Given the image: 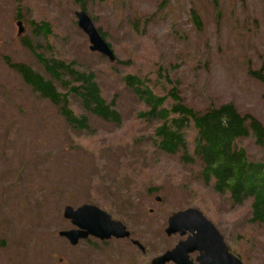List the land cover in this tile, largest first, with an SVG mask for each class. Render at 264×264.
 Instances as JSON below:
<instances>
[{
	"label": "rangeland",
	"instance_id": "obj_1",
	"mask_svg": "<svg viewBox=\"0 0 264 264\" xmlns=\"http://www.w3.org/2000/svg\"><path fill=\"white\" fill-rule=\"evenodd\" d=\"M85 7L115 61L89 50L75 15L80 3L0 0V264H151L177 240L164 231L167 217L187 206L199 208L245 264H264V231L248 222L249 203L231 205L203 184L199 162L184 164L179 153L158 150L152 131L158 123L140 115L148 106L123 79L139 76L166 96V106L176 86L196 112L232 102L264 124V82L248 73L264 71V0H86ZM17 19L25 28L20 36ZM42 20L53 34L33 41L36 51L93 71L119 123L86 113L72 99L74 114L88 116L89 128H69L57 106L9 66L5 57L48 78L20 41ZM185 133L192 147V127ZM236 142L251 160L264 159L251 132ZM82 203L123 222L145 251L131 238L70 245L59 237L58 230L72 227L63 207Z\"/></svg>",
	"mask_w": 264,
	"mask_h": 264
},
{
	"label": "trees",
	"instance_id": "obj_2",
	"mask_svg": "<svg viewBox=\"0 0 264 264\" xmlns=\"http://www.w3.org/2000/svg\"><path fill=\"white\" fill-rule=\"evenodd\" d=\"M74 1L86 8V0ZM194 22L200 26V18L196 14ZM52 34L51 24L42 20L32 23L31 34L20 39L21 44L41 64L48 78L26 63L10 62L9 57L5 60L35 92L57 106L59 115L65 118L69 128H89L88 116L74 114L72 99H77L86 113L119 123L120 114L102 96L93 71L75 69L72 62L47 57L36 51L33 41H45ZM248 73L264 82L263 69H248ZM123 79L126 87H130L148 106L140 115L158 123L152 130L155 147L168 154L179 153L184 164L199 162L197 175L203 184L217 194H225L231 205L240 206L248 202V222L264 231V159L251 160L245 148L236 142L251 132L255 144L264 147V124L250 113H240L232 102L196 112L183 103L176 86L169 90L167 96L172 100L170 106H166V96L155 95L139 76L128 74ZM189 126L194 131L192 147H189L185 135Z\"/></svg>",
	"mask_w": 264,
	"mask_h": 264
},
{
	"label": "water",
	"instance_id": "obj_3",
	"mask_svg": "<svg viewBox=\"0 0 264 264\" xmlns=\"http://www.w3.org/2000/svg\"><path fill=\"white\" fill-rule=\"evenodd\" d=\"M78 26L87 34L91 51H98L106 55L110 61L115 57L109 44L101 36L91 18L84 9L76 12ZM17 35H20L24 27L20 20L16 21ZM160 200L159 196H156ZM63 217L69 219L74 227L58 231L60 237H64L71 245H76L80 240L89 235L100 240L114 238H128L130 231L119 220L111 216L92 203H83L73 207L65 205L62 211ZM170 236L178 232L187 234L174 247L166 249L151 259V264H245L242 259L233 253L218 229L213 225L202 211L194 206L186 207L172 212L167 218V226L164 229ZM132 243L141 251H145L144 245L137 239ZM197 251V263L189 259L190 252Z\"/></svg>",
	"mask_w": 264,
	"mask_h": 264
},
{
	"label": "flooded vegetation",
	"instance_id": "obj_4",
	"mask_svg": "<svg viewBox=\"0 0 264 264\" xmlns=\"http://www.w3.org/2000/svg\"><path fill=\"white\" fill-rule=\"evenodd\" d=\"M174 235H176L177 240L172 246H174L181 238V236L179 234H174ZM197 254H198V252H196V251H193V252L189 253V259L192 260L194 263H197V260H196Z\"/></svg>",
	"mask_w": 264,
	"mask_h": 264
},
{
	"label": "bare ground",
	"instance_id": "obj_5",
	"mask_svg": "<svg viewBox=\"0 0 264 264\" xmlns=\"http://www.w3.org/2000/svg\"><path fill=\"white\" fill-rule=\"evenodd\" d=\"M111 50L113 51V49H112V47H111ZM186 237H184V239H185Z\"/></svg>",
	"mask_w": 264,
	"mask_h": 264
}]
</instances>
